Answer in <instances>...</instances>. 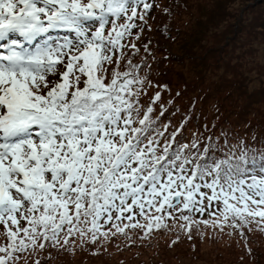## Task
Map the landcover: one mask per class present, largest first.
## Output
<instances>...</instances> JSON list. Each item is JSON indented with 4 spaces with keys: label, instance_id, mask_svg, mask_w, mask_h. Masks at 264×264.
<instances>
[{
    "label": "snow or ice",
    "instance_id": "snow-or-ice-1",
    "mask_svg": "<svg viewBox=\"0 0 264 264\" xmlns=\"http://www.w3.org/2000/svg\"><path fill=\"white\" fill-rule=\"evenodd\" d=\"M198 6L0 0V264L156 237L193 250L197 238L227 237L253 255L264 141L200 126L198 97L182 107L181 93L151 78L167 50L149 34L175 41L173 17Z\"/></svg>",
    "mask_w": 264,
    "mask_h": 264
},
{
    "label": "trees",
    "instance_id": "trees-1",
    "mask_svg": "<svg viewBox=\"0 0 264 264\" xmlns=\"http://www.w3.org/2000/svg\"><path fill=\"white\" fill-rule=\"evenodd\" d=\"M188 2L204 7L176 13L173 17L178 30L173 32L177 37L175 41L155 30L149 34L155 44L167 50L155 53V59L151 61V78L168 84L173 95L181 93L183 101L180 102L178 97L177 102L182 107L198 97L196 112L200 126L205 121L209 127L215 123L217 129L223 127L245 137L249 143L259 144L264 141V105L260 107L261 103L257 104L264 98V85H252L251 76L254 73L264 76V0H216L210 7L199 4L198 0ZM157 19L163 23L167 17ZM166 56L168 60L164 59ZM213 59L223 60L222 78L214 83H204L202 89L201 80L205 75L213 74ZM192 89L197 92L193 93ZM158 238L150 242L136 240L122 250L112 246L109 252L100 256L90 255L81 264H88V261L91 264H168L172 258L181 260L183 256L190 255L192 242L182 239L169 248L168 237L167 242L161 244ZM208 241L213 243V239L207 236L203 242L198 238L195 240L196 248L191 254L193 262L207 260L213 263V247L209 252L201 250L202 244ZM132 248L139 251L134 252ZM252 249L255 263L264 264L259 259L260 250ZM241 255H244L243 248ZM70 260L60 258L53 263L68 264ZM230 264L240 263L233 261Z\"/></svg>",
    "mask_w": 264,
    "mask_h": 264
},
{
    "label": "rangeland",
    "instance_id": "rangeland-1",
    "mask_svg": "<svg viewBox=\"0 0 264 264\" xmlns=\"http://www.w3.org/2000/svg\"><path fill=\"white\" fill-rule=\"evenodd\" d=\"M198 1H199V4H205L208 7L214 6V3L216 2V0H198ZM165 2H167V0H165ZM196 15H199V14L196 13ZM259 58H260V61L263 62L261 57ZM215 59H213V74L205 75L204 80H201L200 86L202 87V89L204 88V83H208V82L214 83L215 81H219L222 78V74H220V72L224 71L223 60H219L218 62ZM251 77L253 79L252 85H256V86L264 85L263 75L257 76V74L254 73L253 76ZM192 90H193V93L197 92L195 89H192ZM187 96L189 97L188 91H187ZM179 100L180 102L183 101L181 97L179 98ZM260 103H261L260 107H263L264 98L262 99V102L260 100L257 105H259ZM157 240L159 244L168 241L167 237H159ZM248 243H249V246H251V248L260 250L261 254L259 256V259L260 261L264 263V232L257 230L255 226H253V231L249 234ZM212 247H213V263L207 260H199L197 262H193L191 260V254H192L193 248L191 247L190 248L191 252L188 257L183 256L181 260L172 258L170 259V262H168V264H188L189 262H191V264H230L233 261H239L240 264H256L255 263L256 256L249 257L245 255L243 260L240 259L241 251L243 247L242 245L237 246L235 239H233L232 241H229L228 238L225 237L224 239L213 240V243L208 241L202 244L201 250L205 252H209L211 251L210 249ZM110 249H112V245L108 246L107 252H109L108 250ZM132 249L134 250V252L139 251L138 248H132ZM89 256H90L89 252L84 251V252L77 253V255L73 257H61V258H64L65 260L71 258L72 260H70V263L68 264H79V263L81 264V262L86 261ZM59 259L60 258H58L54 262L58 261ZM87 263L91 264L89 261Z\"/></svg>",
    "mask_w": 264,
    "mask_h": 264
}]
</instances>
